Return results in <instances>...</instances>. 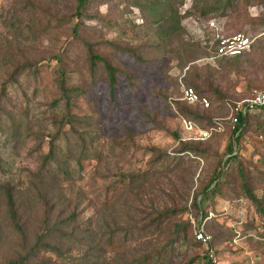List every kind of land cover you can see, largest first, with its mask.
I'll return each mask as SVG.
<instances>
[{
  "label": "rangeland",
  "instance_id": "obj_1",
  "mask_svg": "<svg viewBox=\"0 0 264 264\" xmlns=\"http://www.w3.org/2000/svg\"><path fill=\"white\" fill-rule=\"evenodd\" d=\"M215 1L160 0L156 11L168 3L181 16L162 42V21L136 0H86L80 15L78 0H0V196L13 191L21 226L0 199V264H209L194 226L210 213L213 264H264V214L247 191L264 206V110L235 141L227 105L264 90V0ZM208 19L223 22L220 34H248L251 48L185 60L188 47L209 49ZM89 53L116 68L112 91ZM12 61L36 72L2 88ZM61 65L82 92L70 93L64 125ZM192 84L209 101L187 104L205 116L195 122L176 105ZM230 141L236 159L218 164ZM109 236L117 243L103 247Z\"/></svg>",
  "mask_w": 264,
  "mask_h": 264
},
{
  "label": "trees",
  "instance_id": "obj_2",
  "mask_svg": "<svg viewBox=\"0 0 264 264\" xmlns=\"http://www.w3.org/2000/svg\"><path fill=\"white\" fill-rule=\"evenodd\" d=\"M136 1L137 2L135 4L139 8H141L142 10L152 9V13H153V11H155L154 15H158L156 20H155V17L150 20V21H153L152 23H157L158 21H162V23H160L161 30L157 31V33H159L160 37H162V42L164 40L163 37H168V35L176 33L177 31H179L181 29V21H180V17L181 16H180V14H178V12L176 10H173V8L171 7L170 4L166 3V6H164L161 11H156L157 7L161 4V3H159L160 0H136ZM220 1L221 0H216L215 3H219ZM85 2H86V0H78L77 12H78L79 15H80L79 11L82 8V6L85 4ZM156 44H158V43H156ZM199 48L200 47H198V49H195V48L192 49L191 47H188V49L186 51H189V52H186L185 60L190 61L192 58H195L196 56H198L196 58H199L200 56L208 58L211 55H213V53H214V48L213 47H209L208 50L207 49L202 50L200 48L202 51ZM237 56H239V55H237ZM237 56H234V57H237ZM234 57H230V58H234ZM98 60H102L105 63V67H106V71H107V79H108V82H109V85H110V89L112 91L113 85H114V83L116 81V76H115L116 68H114L113 66L109 65L103 58H101V56L93 54V53H89V61H90L91 67L94 68V66H95V64H96V62ZM192 60H194V59H192ZM32 63L33 62H31V61L30 62L26 61L24 66H21L20 64H17V65L13 66L12 65L13 61H12L8 65H6V66H10L11 65L12 69L9 72L11 79H9V81L5 82V84L3 85L2 88H5L6 84L11 83V81H13V79L15 77L20 76L21 74H23L24 73L23 69H25V68L29 69L28 66L31 67V73H32V71L36 72V68L32 67ZM15 82H16V80H15ZM56 82H57V86H58V88L60 90V93H61L62 97L65 98V102L67 104V105H64L66 107L65 108V114L62 115V114L59 113L60 117L57 118L59 124L60 125H64L66 123H69L72 120L71 119L72 117L70 118V116H69L70 108H71L69 106V101L71 100V99H69L70 98V93L72 91H78L80 93H82V92L76 86L73 87V86H69L68 85L69 84L68 83L69 82V74H68V71L66 70V68L63 65L59 66V71L57 72ZM191 86L194 87V89L196 90V92L200 96H202L204 94V90L205 89H200L197 85H194V84H192ZM57 103L58 102L54 101V107H56ZM185 103H186V105H184ZM185 103H183L182 105H180L178 103L176 104L177 105V109L179 110V112L181 114L189 116L192 119L193 122H195L198 119H205L204 115L200 114L196 109L190 108L187 105L189 103H187V102H185ZM261 109L264 110V108H261ZM247 115H249V114L247 113L244 116L238 115V121L239 122L236 125V128L232 130V136H233V139L235 141L238 138V133L242 129V126L244 124V121H245V118H246ZM243 129H244V126H243ZM181 143H184V142H181ZM181 146L182 147L179 148L180 150H186V149L190 148V146H187L185 144H183ZM225 151H226L225 154L229 153L228 157L226 159H224V160L220 159L218 161V164L221 163V165H223L225 163V165H226L227 162L229 163V161L236 159V157H237L236 154H232V152H233V142L232 141L229 142V144L227 145ZM221 174H222V171H218L213 177H211L210 182L205 186V188H208L209 184L212 183V182H218V179L220 178ZM247 191H248V195L250 196V198L254 201L256 209L260 213L264 214V206L262 205L261 199L258 198L255 194H253L249 189H247ZM0 199L4 202V205H5V207H6L7 211H8V214L12 218L13 224L15 225V227L18 230H21V226L19 224L20 215L18 213L17 201L15 199L13 191L10 188H6V189L4 188V192L0 196ZM194 203L196 205V198L195 197H193V204ZM184 209L186 210V208H184ZM165 213L166 212H163V213L159 214V216H161L162 214H165ZM201 214H203V212H201ZM212 239H213V236H212ZM212 239L210 241V246H212L211 245L212 244ZM113 240L116 241L115 238L112 237V236H109L108 238H106V240L103 243V247L106 246L108 248L109 245L112 246L114 244ZM198 242L201 243L200 241H198ZM116 243H117V241H116ZM36 245H37V242H36ZM48 247L50 249H55L56 248L55 246L50 245V244H48ZM204 256L206 257V259H208V263L209 264H213L212 263V258L209 257L206 252H205ZM22 263H23V259L19 256V257L15 258V259H8L5 264H22Z\"/></svg>",
  "mask_w": 264,
  "mask_h": 264
},
{
  "label": "built area",
  "instance_id": "obj_3",
  "mask_svg": "<svg viewBox=\"0 0 264 264\" xmlns=\"http://www.w3.org/2000/svg\"><path fill=\"white\" fill-rule=\"evenodd\" d=\"M205 29L212 30L211 39L209 41L210 46L214 48V53L208 59L212 60L214 57L218 58H230L237 55L243 54L245 51L249 50L253 44L254 39L248 34L244 33H234L231 35L220 34L223 31V22H218L214 19H208L203 24ZM202 30V29H200ZM203 31V30H202ZM182 101L189 104L199 103L200 105L207 107L209 101L206 97L200 96L194 87L190 85H183L181 88V93L179 97ZM231 110V125L235 129L238 124V115H246L247 113L253 112L264 108V90H255L251 97L244 99L242 102H232L227 103ZM184 126L187 129L193 128V122L189 119H183ZM240 130V129H239ZM238 130V131H239ZM238 133V132H237ZM209 132L207 129H200L198 131V138L205 139L208 137ZM205 216L204 219H200L194 226V235L196 240L200 241L205 246L206 253L209 257L213 258L215 256L212 247L210 246V241L212 239L211 234H209L205 229V222L210 218ZM214 259V258H213ZM212 259V260H213ZM214 261V260H213Z\"/></svg>",
  "mask_w": 264,
  "mask_h": 264
}]
</instances>
